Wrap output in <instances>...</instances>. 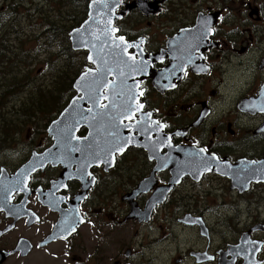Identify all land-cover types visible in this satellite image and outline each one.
Here are the masks:
<instances>
[{"label":"flooded vegetation","instance_id":"af4514ba","mask_svg":"<svg viewBox=\"0 0 264 264\" xmlns=\"http://www.w3.org/2000/svg\"><path fill=\"white\" fill-rule=\"evenodd\" d=\"M8 1L10 4L11 0H0L5 3L0 4V25L8 21L15 26L22 14L4 13ZM123 1L128 4L134 0ZM148 1L157 13L146 15L132 7L114 22L116 37H124L127 43L142 40L140 46L128 50L135 59L136 51L146 61L148 55L161 51L148 67L152 73L166 72V88L154 86L149 77L139 80L132 92V109L126 113L135 112V118L122 121L146 130L148 146L126 148L115 154L111 166L93 158L85 163L87 167L77 163L66 172L68 166L60 163H40L29 173L26 190L13 192L7 205L0 195V264H172L160 261L164 246L172 247L173 252L188 250L193 264H218V252L226 251L248 232L250 240L262 243L257 253L261 262L257 264H264V240L256 232L264 231V224H245L230 243L223 234L225 220L229 221L233 212H241L237 202L242 193L256 188L264 191V181H253L239 192L227 176L214 171L198 179L185 174L179 181L171 172L176 154L180 156L182 150L209 154L231 164L241 158L257 162L264 157V105L256 109L249 104L264 85V0ZM10 6L21 8L20 0H13ZM123 9L119 6L116 12ZM153 27L159 28L158 37L150 36ZM2 39L6 53H15L9 51L6 36L0 34ZM81 54L86 56L87 52ZM141 104L143 108L136 112ZM47 127L16 130H26V141L0 148V153L11 150L0 154V176L2 168L13 175L33 153L51 148ZM87 130L79 128L77 137H85ZM16 150L17 164L1 161L8 160L9 153L14 158ZM78 165L83 169L78 171ZM141 182H145L143 190L135 193ZM206 182L209 185L204 187ZM212 183L222 186L211 187ZM220 188L238 197L237 202L228 204L219 194ZM182 197L197 202L214 199L216 204L183 206ZM149 200H155L151 207ZM3 205L20 206V211L6 212ZM223 208L228 210L227 218L220 217ZM208 211L217 217L216 230L224 235L221 246L213 252L209 244L215 242L217 234L206 222ZM161 217L171 223L174 220L189 238L183 232L172 233L170 223L156 226V218ZM144 227L148 232L140 236ZM167 230L171 234H166ZM153 231L157 235H152ZM199 252L207 259L198 261L195 255ZM176 259L175 263L182 260ZM242 262L241 257L234 259V264Z\"/></svg>","mask_w":264,"mask_h":264},{"label":"water","instance_id":"95a60500","mask_svg":"<svg viewBox=\"0 0 264 264\" xmlns=\"http://www.w3.org/2000/svg\"><path fill=\"white\" fill-rule=\"evenodd\" d=\"M152 3H149L148 0H134L128 4L123 0H89L86 19L68 32V38L73 50L88 51L86 61L93 67L87 65L83 67V71L72 82L75 91L72 98L48 125L46 133L52 139L51 148L40 154L33 153L28 161L21 165L13 175H8L7 170L2 168L0 195L5 197L4 204L7 205L13 192L27 189L29 173L34 171L33 169L40 163H60L63 167L68 166L66 172H69L71 165L77 163L85 165L89 160L95 159L94 153H100L103 156L104 153L101 152V149L113 150L111 155L114 157L115 154H121L115 152L114 149L128 139H131L132 143L128 144L126 148L148 146L149 142L145 136L146 133H144L146 130H141L136 124L124 125L122 121L126 119L129 107L132 109V92L139 80L149 77L154 86L166 88L164 82L166 72L158 70L152 73L148 67L154 58L158 59L161 51L154 53V55H148V61L141 56L139 51H136L135 54L138 55V59H132L134 55L128 54L129 45L137 48L141 45L142 40L127 43L123 37V42H121L119 38L122 36H115L117 30L114 22L117 18L128 14V10L132 7L141 9L146 15L157 13V10L151 8ZM119 6H123L124 9L116 12ZM89 56L93 59L90 60ZM86 73H88L87 76ZM261 91L257 98L250 100V107L262 108L264 105V85L261 87ZM89 96H92L93 99H89ZM102 96H107L108 99H101ZM80 97H84V99H80ZM95 99H99L101 103L104 102L110 107L99 109L93 103ZM89 109L92 111L90 112ZM93 115L96 116L95 120L92 119ZM83 126L88 128L85 136L87 139H84L85 137L73 138L77 137L78 129ZM128 129L130 132L127 131ZM135 131L138 134H135ZM90 133L91 135H89ZM109 133H115L116 138L114 139ZM172 153L176 154L174 151ZM176 156L177 159L174 160L171 169L176 181L185 174L198 179L203 173L214 171L217 174L227 176L231 181V187L238 189L239 192L247 190L250 186L249 183L253 181H264V157L257 162L241 158V160L231 164L230 162L219 161L209 154L204 155L195 151L193 154H189L182 150L180 156L178 154ZM79 165L78 171L83 169ZM78 171L76 170L75 173ZM144 183L138 184L135 193L143 190ZM151 201L149 200L150 207L154 204ZM2 208H5L6 212L20 211V206L3 205ZM255 228L256 226L251 230H255ZM248 234L249 232L244 233L238 243L228 245L226 251H219L218 264H234L236 257L243 259L241 264L261 262L257 260V253L262 243L250 240ZM227 255H230L231 259H226ZM195 256L198 261L207 259L205 253L199 252Z\"/></svg>","mask_w":264,"mask_h":264},{"label":"rangeland","instance_id":"374dc122","mask_svg":"<svg viewBox=\"0 0 264 264\" xmlns=\"http://www.w3.org/2000/svg\"><path fill=\"white\" fill-rule=\"evenodd\" d=\"M21 1L22 0H20L21 8L20 6H15L14 8L11 7L10 5L13 4V0H11L10 4L9 1L7 2V7H5L4 10V13L9 12V14H14V11L20 12L22 14V18L20 17L21 20L18 23H15V26H11L8 21L0 25L2 29L0 34H2V38L4 35L6 36V41L9 48L11 49L9 51L15 52L8 55L7 53L5 54L7 50L6 46L3 45L0 47V62H4V64L0 66V93L3 90L1 86L5 85V83L11 82V74H14L18 78L25 77V81L21 82L22 85L19 89L15 90L13 95H5L2 97V99L0 98V121L3 119V117H12L15 120L14 127H4V129L0 130V135H2V132L4 131L11 132L21 130L22 125L25 124L23 121L27 120L28 121L24 125L23 129H27V127L43 128L48 125L50 120H52L56 115L55 111H50L53 105H48L47 110L50 112L41 111L38 112L36 116L34 115V117L30 118L29 113L27 112H29L28 110L30 109H34L35 104H33L34 99H29V96L32 94L35 95L37 91L38 93L39 91L43 92V89L51 87L49 84L52 83L50 79L53 75L60 76L61 72H66L70 75L69 80L74 78V65H77L78 62L81 64L82 59L84 62L83 65H88V63L85 62L84 54L82 55L77 53L75 54V57H73V53L67 54L63 51V35L65 34L63 30L66 31L65 35L66 38H68L67 34L70 29L73 28L72 25H75L78 20H80L86 14V12L83 11V5H79L78 3L74 5L71 0H30L28 4L23 6ZM0 4L5 6V3L3 2ZM85 10H87V8ZM29 13L31 14L30 16H28ZM1 15H3V13ZM73 18H77V20L75 21ZM82 20H84V18ZM78 25H75L74 27H77ZM150 36L158 37L159 28L153 27L150 30ZM71 59H75V62H71ZM57 95L60 96V93ZM42 98H45L44 94L42 95ZM24 102L31 104L30 106H26L27 109L25 107L26 114L20 110V108L23 107ZM67 102L65 104H67ZM26 134V130H22L20 133L17 132L16 134H13V140L11 139L7 143H4V145H0V148H3L4 146L16 145L17 143H25ZM1 151L2 152L0 154L3 156L5 153H8L7 151L11 150L4 149ZM12 153L16 155L14 158L11 157L13 155L9 153V159L6 160L1 158V161L4 163L7 162L8 165H14V163L17 164L19 160V151L16 150ZM208 185L209 184L206 182L204 187H207ZM210 186L221 187L222 184L212 183ZM183 189H185V187ZM220 191L221 193L219 194H222L223 197L226 198L228 204L237 202L235 199L238 200V197L232 193H229L228 191H224L223 193V189L221 188ZM242 194V199L238 201L239 203L237 202V206L239 204L241 207L239 208L241 212H233L231 219L229 221L226 219V222L224 223L223 234L225 233L226 235L225 237L227 239V243H230L232 238L240 235L239 231L245 224L250 222L264 224V220H262L264 219V191H262L261 188H256L254 192H244ZM220 201L221 199L219 198L217 203L219 204ZM181 202L183 206L185 204L190 205L193 208L195 205L197 207L207 205V202L211 206H215L216 204L214 199L197 202L196 200L183 198ZM256 204H259V206H256ZM227 211V209L223 208L220 211V217L227 218L229 214ZM205 216L206 222L209 223L212 228H214L215 233L217 234L216 236H213L215 242H210L209 244V248L213 252L217 246H221V237L224 235L216 230L218 227H216L217 225H215L216 222H214V220L217 217H215V215L209 211ZM165 222L170 223V225L173 226L172 233L183 232V228L177 225L178 223H174V220H172L171 223L170 219H165L163 217H161V219L156 218L155 224L158 226L161 224L163 225ZM141 230L142 233L139 234L140 236L143 235L144 232H148L147 227L141 228ZM193 232L195 233L196 230H193ZM256 232H258L260 239L264 240V231L258 230ZM166 234H171V232L167 230ZM152 235H157V233L153 231ZM183 235L184 237H187V239L189 238L188 232H183ZM196 237H199L198 233L196 234ZM161 245V247H163L164 244L162 243ZM164 247L166 250H164L160 256L161 262L163 260H169L172 264H193V259L191 258L188 250H186V252L184 249L182 252H173L174 249L172 247ZM176 258H182V260H178L175 263V260H177Z\"/></svg>","mask_w":264,"mask_h":264},{"label":"trees","instance_id":"16d2710c","mask_svg":"<svg viewBox=\"0 0 264 264\" xmlns=\"http://www.w3.org/2000/svg\"><path fill=\"white\" fill-rule=\"evenodd\" d=\"M71 1H72V3H74V5L77 3L79 5H83L84 6L83 11L86 12L85 9L87 8L88 0H77V1L71 0ZM83 18H85V15L80 20H78V22L75 25H78ZM73 19L75 21L77 20V18H73ZM75 25H72V27H74ZM63 32L66 34L65 30H63ZM65 34L63 35V37H64L63 51L66 52L67 54L73 53V57H75V54H77V53L81 54V52L75 53L74 50L70 49L69 40H68V38H66ZM3 44H4V41L2 39V41L0 40V47H2ZM9 50H11V49L9 48ZM76 59H77V57H76ZM71 60H72L71 62H75V59H71ZM81 62H82L81 64H80V62H78L77 65H74V68H73L74 75L73 76H75V77L81 71V67L84 63L83 59L81 60ZM3 64H4V62H0V66ZM74 78H71V80H69L70 75L66 72H63V73L61 72L60 76L53 75L50 79L52 81V83L49 84V86H51V87H49L47 89H43V92L39 91V93H38V91H37L35 95L32 94L29 96V99L30 98L34 99L33 104H35V108L30 109V110H28L29 112H27V113H29V117L32 118V117H34V115L36 116L37 113L41 112V111L46 112L48 105H50V104L53 105V107L50 111H55L56 112L55 116H57V114L61 112L62 107L65 105V103L67 101H69V99L72 96L73 90H72L71 83H72V80ZM10 80H11L10 83H5V85L1 86L3 88L2 92L0 93L1 99L5 95H13L15 90L19 89L20 86L22 85L21 82L25 81V77L18 78L14 74H11ZM58 93H60V96L57 95ZM43 94H44L45 98H42ZM25 103L26 102H24L23 107L20 108V110L23 111L24 114H26V111H25L27 109L26 106L31 105L30 103H26V104ZM25 107H26V109H25ZM50 111H48V112H50ZM27 121H23V123L26 124ZM25 124L22 125V129L24 128ZM14 125H15V120L12 117H8V118L3 117V119L0 121V130L4 129V127H6V126L14 127ZM5 132H7V131L2 132V135L0 136V145H4V143H7L8 141H10L11 139L13 140V138H14L13 134H7Z\"/></svg>","mask_w":264,"mask_h":264},{"label":"snow or ice","instance_id":"6c2138e0","mask_svg":"<svg viewBox=\"0 0 264 264\" xmlns=\"http://www.w3.org/2000/svg\"><path fill=\"white\" fill-rule=\"evenodd\" d=\"M119 39H120L121 42H123V39H124V38H123V37H120ZM132 46H133V45H129V47H132ZM117 47H119V45H117ZM89 59L91 60V59H93V57L89 56ZM132 59H135V57H132ZM202 70H203V69H202ZM85 75L87 76L88 73H86ZM173 86H174V85H173ZM140 95H143V93L141 92ZM88 98H89V99H93L92 96H89ZM80 99H84V97H80ZM101 99L106 100V99H108V97H107V96H102ZM93 103H94V105H95L96 107H98L99 109H107V108L110 107V105H108V104L101 103L99 99H95V100H93ZM113 107H114V105H113ZM142 108H143V105H142V104L139 105V107L136 109V112H139ZM128 110L130 111V107H129ZM262 110H264V109H262ZM66 111H67V110H66ZM89 111L91 112L92 110L89 109ZM125 118L128 119V120H133V119L135 118V112H131V114H130V115H127ZM92 119L95 120V119H96V116L93 115ZM89 135H91V133H90ZM109 135L113 136L114 139L116 138L115 133H109ZM73 138H75V139H79L78 137H73ZM84 139H87V137H85ZM130 143H132V140H131V139L125 140L124 143L118 145V146L114 149V151H115V152H119V153H123L124 150H125V148L127 147V145L130 144ZM112 151H113V150H111V149H109L108 151H105L104 149H101V152L104 153L103 156H101L100 153H94L93 155L95 156L96 159L99 160L100 163H102V164H104V165H106V166H111L112 163H114V155H111ZM87 166H88V165H83L82 167H87ZM33 170H35V169H33ZM88 175H91V174L89 173ZM70 178H71V177H70ZM73 231H75L74 228H73Z\"/></svg>","mask_w":264,"mask_h":264},{"label":"bare ground","instance_id":"6f19581e","mask_svg":"<svg viewBox=\"0 0 264 264\" xmlns=\"http://www.w3.org/2000/svg\"><path fill=\"white\" fill-rule=\"evenodd\" d=\"M12 7H13V6H12ZM46 111H47V110H46ZM50 122H51V120H50ZM49 124H50V123H49ZM49 124H48V125H49ZM259 217H260V216H259Z\"/></svg>","mask_w":264,"mask_h":264}]
</instances>
